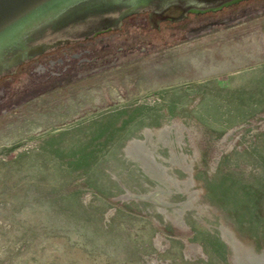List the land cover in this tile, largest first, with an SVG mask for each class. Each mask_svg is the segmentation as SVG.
<instances>
[{"label": "rangeland", "instance_id": "1", "mask_svg": "<svg viewBox=\"0 0 264 264\" xmlns=\"http://www.w3.org/2000/svg\"><path fill=\"white\" fill-rule=\"evenodd\" d=\"M234 244L264 251V30L0 131V264H263Z\"/></svg>", "mask_w": 264, "mask_h": 264}, {"label": "water", "instance_id": "2", "mask_svg": "<svg viewBox=\"0 0 264 264\" xmlns=\"http://www.w3.org/2000/svg\"><path fill=\"white\" fill-rule=\"evenodd\" d=\"M261 30L264 0H0V131Z\"/></svg>", "mask_w": 264, "mask_h": 264}, {"label": "bare ground", "instance_id": "3", "mask_svg": "<svg viewBox=\"0 0 264 264\" xmlns=\"http://www.w3.org/2000/svg\"><path fill=\"white\" fill-rule=\"evenodd\" d=\"M219 66H217V67H214V69H217ZM207 71H209V70H207ZM203 72H204V70H203ZM158 134H161V133H163V132H165V129L164 128H161V129H159L158 131ZM151 134H152V132H150V130H145L144 131V135H145V137H146V139L147 138H149L150 136H151ZM148 141V140H147ZM136 148H138V150H139V157L142 159V158H145V160H146V157L147 158H149V157H151V159L152 158H154V154H153V151H151V150H149L146 146H145V143H144V141H139V140H137V139H131L128 143H127V145H126V151H136L135 149ZM132 152V153H133ZM134 155V154H133ZM150 159V160H151ZM149 160V161H150ZM142 161H144L143 159H142ZM149 161H148V163H149ZM146 162V161H145ZM145 162H144V164H145ZM152 162V161H151ZM142 163V162H141ZM152 166H154V165H152ZM152 166H150V168H152ZM145 167V166H144ZM154 168V167H153ZM160 170V169H159ZM233 249H234V253L236 254V253H238V252H243V254L245 253L246 255H247V257H249L251 260H254L255 262H257V261H259V262H263V264H264V251L263 252H260V253H257V254H254V253H252V251L251 250H249V249H245V248H243V247H241V246H237L236 244H234L233 245ZM245 249V250H244ZM240 255H242V254H240ZM240 257V256H239ZM248 259V258H247ZM246 259V260H247ZM241 260V259H240ZM246 262V261H245ZM245 264V263H244ZM249 264V263H248ZM262 264V263H261Z\"/></svg>", "mask_w": 264, "mask_h": 264}, {"label": "flooded vegetation", "instance_id": "4", "mask_svg": "<svg viewBox=\"0 0 264 264\" xmlns=\"http://www.w3.org/2000/svg\"><path fill=\"white\" fill-rule=\"evenodd\" d=\"M147 10H150V9H147ZM171 10V9H170ZM152 11V10H151ZM154 12V11H153ZM175 12V11H174Z\"/></svg>", "mask_w": 264, "mask_h": 264}, {"label": "trees", "instance_id": "5", "mask_svg": "<svg viewBox=\"0 0 264 264\" xmlns=\"http://www.w3.org/2000/svg\"><path fill=\"white\" fill-rule=\"evenodd\" d=\"M48 36V35H47Z\"/></svg>", "mask_w": 264, "mask_h": 264}]
</instances>
